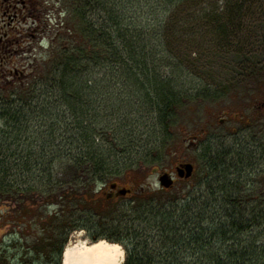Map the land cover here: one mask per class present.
Segmentation results:
<instances>
[{"label": "trees", "instance_id": "trees-1", "mask_svg": "<svg viewBox=\"0 0 264 264\" xmlns=\"http://www.w3.org/2000/svg\"><path fill=\"white\" fill-rule=\"evenodd\" d=\"M63 2L66 22L61 28L63 32L57 33L63 45L52 54L54 59L49 63L47 75L39 72L34 78L37 82H46L48 90H57L58 100L74 112L75 134L69 139V145L75 146L76 141L78 148L76 153L72 152L73 149L67 150H70L68 156L72 162L69 165L77 172V177L65 181L60 177L63 169L55 171L52 166H48L43 174L35 160L33 167L41 172L39 177L46 178L43 186H39L38 173H33L31 179L16 181L12 178L15 168L24 170V166H30V159L36 156L31 149L21 153L19 149L22 147L16 145L21 143L22 136H13L8 131L12 128L9 121L19 123V117L26 115L23 109L29 104L28 99H23L22 109L7 110L3 116L6 129L1 131H5L4 138L8 142L5 148L0 147V198L11 200L10 197L40 192L47 195L59 188L58 195L51 194L55 195L52 198L57 202L74 198L82 210L90 213L89 217L107 221L112 219L115 210L110 205L111 194L105 196L98 190V179H102L100 175L108 171L106 166H111L117 155L113 142L119 128L112 129L113 142L109 141L110 137H105L111 127L98 128V120L107 114L101 115L97 107H105L106 112L112 106L108 101L111 95H106V90L119 84L144 90L139 105L146 110L155 108L158 124L164 132L169 131L176 127L186 100L189 98L190 101L191 96L184 89L177 92L172 86L171 90L169 78H164L165 71L175 68L185 72L191 67H207L212 64L210 55L219 57L222 50L226 56L229 51L236 53L235 64L244 68L241 71L239 67L241 75L254 64L259 66V56L264 50L254 48L252 42L257 34L258 44H262L264 0ZM245 27L250 34L240 40L244 37L241 30ZM230 68L238 69L232 64ZM127 87L122 86L123 89ZM19 88L21 94H28L33 86L27 83ZM97 103L94 115L88 114L87 111ZM116 108L113 110L119 114ZM12 142L14 151H17L14 157L10 154L13 152L10 150ZM221 185L222 188H218L221 193L212 195L214 199L206 197L199 202L190 199L181 206L160 200L147 212L148 216L137 218L146 225L143 228L135 226V222L125 224L126 230L122 232L125 238L121 241L127 251L124 264H264V199L244 193L242 196L239 193L241 184L236 181L225 180ZM71 215L72 212L57 215L58 219L65 218L63 227L56 229L61 235L59 244H51L52 238L48 236L49 250L45 251L36 242L31 249L37 256L29 257L27 253L22 264H37L44 253L50 255V260L57 257L56 263L59 264L69 234L81 227L75 222L74 214Z\"/></svg>", "mask_w": 264, "mask_h": 264}, {"label": "rangeland", "instance_id": "rangeland-1", "mask_svg": "<svg viewBox=\"0 0 264 264\" xmlns=\"http://www.w3.org/2000/svg\"><path fill=\"white\" fill-rule=\"evenodd\" d=\"M33 4V10H30L32 19L28 18L25 22L27 28L32 27V60L38 69L35 72L47 75L49 63L54 59L52 54L63 45L62 38H59L57 33L63 32L61 28L66 22V11L63 0H33ZM242 33L244 37L240 40L248 38L250 34L247 27L241 30V35ZM260 33L264 34L262 31ZM253 34L255 35V32ZM257 40L256 34L252 46L262 47L264 50V35L262 44H258ZM72 43L74 44V39ZM229 52L227 56L223 50L219 57L210 55L212 64L207 67H191L184 70L185 72L175 68L165 71L164 78H169L171 90L173 87V91L177 92L184 89L191 96L190 101L187 97L176 127L166 132L155 119V108L146 110L143 105H139L144 90L123 84L106 90V95H111L108 100L112 103L109 111L106 109L105 112V107H97L98 103L90 108L92 110L87 111L88 114L94 115L96 106L101 115L107 114V117L98 120V128L111 127L110 131L105 130V137H110V142H113L112 129L119 128L114 134L117 139L113 142L117 155L113 157L112 165L106 166L108 171L100 175L102 179H98V190L106 196L112 192L111 184L115 183L118 184V189L128 188L131 193L127 197L118 196L116 191L109 196L111 208L115 212L112 219L107 221H102L96 216L89 217L90 213L82 210L74 198L59 199L57 202L56 198L52 197L58 195L59 188L47 195L41 192L23 194L10 197L11 200L1 197L0 264H22V258L27 253L29 257L34 258L32 255H37L31 248H34L36 242H39L45 251L49 250L50 241L51 244H59L61 235L56 233V229L58 226L63 227L65 218L58 219L57 215L63 216L72 212L75 222L81 226L69 234L63 251L70 244L105 239L123 247L126 261L127 251L121 242L125 238L122 234L123 230H126L125 224L130 222L133 225L135 222V226H146L137 218L148 216L147 212L160 200L165 204L175 202L172 203L174 206H181L190 199H198V202L206 197L214 199L212 195H220L218 188H222L221 184L225 180L239 182V193L242 196L244 193L264 199V107L260 108L264 103V51L259 56V66L254 64L245 70L243 75L239 71L241 66L235 64L236 53ZM230 64L238 69L230 68ZM256 70L259 71L255 72ZM34 74L36 73L31 75L33 81L29 78L30 75L27 80L23 78V81L19 78H10L6 82L0 80V147L5 148L8 142L4 138L5 131H1L6 129L4 112L22 109L21 100L28 99L29 107L23 109L26 115L19 117V123L13 124L9 121L12 128H8V131L13 136H22L21 143L17 142L16 145L22 147L19 149L21 153L25 154L31 149L36 152V156L30 159L31 165L24 166L22 171H17L14 166L12 175L15 176L12 178L16 181L27 177L31 179L33 173H38L39 186H43L46 178L39 175L41 172H47L48 166H52L55 171L58 168L63 169L60 177L69 181L77 177V172L69 165L72 162L68 156L70 150H67L73 149L72 152L76 153L78 148L76 141L75 146L69 145V139L75 134L74 112L66 103L58 100L57 90H48L46 82H37ZM32 82L34 84H31ZM27 83L32 85L33 89L28 90V94H21L19 87ZM122 86L127 88L123 89ZM166 89L167 87L164 88L165 91ZM113 107H118L119 109H116L120 113H115ZM94 121L96 124L97 121ZM11 145L10 150L13 152L10 154L14 157L17 151H14L13 142ZM33 163H36L41 172L33 167ZM179 163L194 164V176L190 179L179 178L176 172ZM164 173H169L174 178L175 185L172 188L165 189L161 186L160 176ZM218 201L220 202V199ZM19 208L23 213L18 211ZM27 209H30L32 228L27 224L25 227V224L12 221L15 217L24 218ZM14 231L17 232L15 240L19 241L16 246L11 245L14 241ZM48 236L52 238L50 241ZM40 258L36 261L37 264H57L58 260L57 257L50 260V255L46 256L45 253ZM61 260L62 256L59 264H62Z\"/></svg>", "mask_w": 264, "mask_h": 264}, {"label": "flooded vegetation", "instance_id": "flooded-vegetation-1", "mask_svg": "<svg viewBox=\"0 0 264 264\" xmlns=\"http://www.w3.org/2000/svg\"><path fill=\"white\" fill-rule=\"evenodd\" d=\"M33 7V0H0V80L3 82H6L10 78H19L22 81L24 78L27 80L29 75L31 79V75L37 73L35 72L37 68L34 66V61L32 60V27L27 28L28 26L25 23L28 18L32 19L30 10H33ZM19 16H25V18H18ZM18 19L21 20L18 21ZM35 20L37 19L35 18ZM22 22H24V24H22ZM261 107H264V104H262ZM185 164L186 163H179L177 167ZM193 166L195 165L193 164ZM116 191L117 189L113 190L110 194H114ZM127 196H129V194L126 195V197ZM13 200L15 199H12V201ZM14 209H16V207ZM18 211L23 213L21 208H19ZM29 215L30 209H27L24 218L17 219V217H15L12 221L25 224V227L27 224L32 228L33 223L30 221ZM16 234V231L12 232L14 241H12L13 244L11 243V245L14 246L19 242L15 240Z\"/></svg>", "mask_w": 264, "mask_h": 264}, {"label": "bare ground", "instance_id": "bare-ground-1", "mask_svg": "<svg viewBox=\"0 0 264 264\" xmlns=\"http://www.w3.org/2000/svg\"><path fill=\"white\" fill-rule=\"evenodd\" d=\"M62 264H123L125 251L118 243L101 239L82 241L65 248Z\"/></svg>", "mask_w": 264, "mask_h": 264}, {"label": "water", "instance_id": "water-1", "mask_svg": "<svg viewBox=\"0 0 264 264\" xmlns=\"http://www.w3.org/2000/svg\"><path fill=\"white\" fill-rule=\"evenodd\" d=\"M177 172H178V175L181 178H190V177H192V175L194 173V166L192 164H190V163L182 165V166H179L178 169H177ZM160 184L164 188L169 189V188L173 187L174 180H173L172 176L169 173H164L160 177ZM112 189L113 190L117 189V185L113 184L112 185ZM129 193H131V190L127 189V188H123V189H119L118 190V195L119 196H126Z\"/></svg>", "mask_w": 264, "mask_h": 264}]
</instances>
